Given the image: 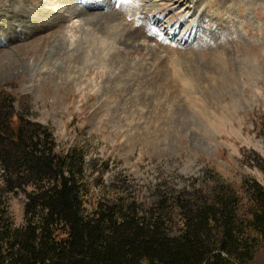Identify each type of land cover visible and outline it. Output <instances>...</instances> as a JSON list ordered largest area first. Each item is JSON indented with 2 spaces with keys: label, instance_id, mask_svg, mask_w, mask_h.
Segmentation results:
<instances>
[{
  "label": "rangeland",
  "instance_id": "374dc122",
  "mask_svg": "<svg viewBox=\"0 0 264 264\" xmlns=\"http://www.w3.org/2000/svg\"><path fill=\"white\" fill-rule=\"evenodd\" d=\"M0 90L129 201L264 189V0H0Z\"/></svg>",
  "mask_w": 264,
  "mask_h": 264
},
{
  "label": "trees",
  "instance_id": "16d2710c",
  "mask_svg": "<svg viewBox=\"0 0 264 264\" xmlns=\"http://www.w3.org/2000/svg\"><path fill=\"white\" fill-rule=\"evenodd\" d=\"M13 107L0 90V264L264 261V189L255 179L237 185L205 174L188 190L129 201L112 184L100 188L101 174L83 166L76 147L56 150L50 129L12 115ZM16 189L24 195L20 225L7 206Z\"/></svg>",
  "mask_w": 264,
  "mask_h": 264
},
{
  "label": "bare ground",
  "instance_id": "6f19581e",
  "mask_svg": "<svg viewBox=\"0 0 264 264\" xmlns=\"http://www.w3.org/2000/svg\"><path fill=\"white\" fill-rule=\"evenodd\" d=\"M72 1H73V0H72ZM67 2H68V1H67ZM148 9H149V8H148ZM146 10H147V9H146ZM7 28H9V27H7ZM7 28H6V30L8 31L9 29H7ZM28 67H29V66H28Z\"/></svg>",
  "mask_w": 264,
  "mask_h": 264
}]
</instances>
